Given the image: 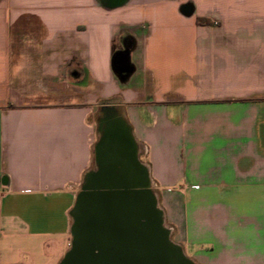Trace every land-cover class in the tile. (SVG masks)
I'll use <instances>...</instances> for the list:
<instances>
[{
    "label": "crops",
    "instance_id": "crops-1",
    "mask_svg": "<svg viewBox=\"0 0 264 264\" xmlns=\"http://www.w3.org/2000/svg\"><path fill=\"white\" fill-rule=\"evenodd\" d=\"M118 121L187 259L264 264V0H0V264L61 263Z\"/></svg>",
    "mask_w": 264,
    "mask_h": 264
},
{
    "label": "water",
    "instance_id": "water-1",
    "mask_svg": "<svg viewBox=\"0 0 264 264\" xmlns=\"http://www.w3.org/2000/svg\"><path fill=\"white\" fill-rule=\"evenodd\" d=\"M102 124L96 168L76 198L71 248L60 264H194L170 239L129 130Z\"/></svg>",
    "mask_w": 264,
    "mask_h": 264
},
{
    "label": "trees",
    "instance_id": "trees-1",
    "mask_svg": "<svg viewBox=\"0 0 264 264\" xmlns=\"http://www.w3.org/2000/svg\"><path fill=\"white\" fill-rule=\"evenodd\" d=\"M197 23L199 24H210L208 21H206L205 19H197Z\"/></svg>",
    "mask_w": 264,
    "mask_h": 264
},
{
    "label": "flooded vegetation",
    "instance_id": "flooded-vegetation-1",
    "mask_svg": "<svg viewBox=\"0 0 264 264\" xmlns=\"http://www.w3.org/2000/svg\"><path fill=\"white\" fill-rule=\"evenodd\" d=\"M122 56H123V55H122V54H120V55H119V56L116 58V60H117V59H119V58H121Z\"/></svg>",
    "mask_w": 264,
    "mask_h": 264
},
{
    "label": "rangeland",
    "instance_id": "rangeland-1",
    "mask_svg": "<svg viewBox=\"0 0 264 264\" xmlns=\"http://www.w3.org/2000/svg\"><path fill=\"white\" fill-rule=\"evenodd\" d=\"M95 156H96V154H95ZM140 161H142V160L140 159ZM95 168H96V166H94L93 169H92L91 171H93Z\"/></svg>",
    "mask_w": 264,
    "mask_h": 264
}]
</instances>
